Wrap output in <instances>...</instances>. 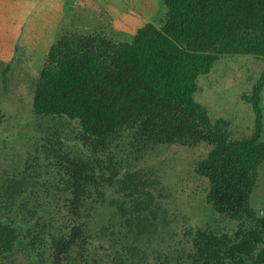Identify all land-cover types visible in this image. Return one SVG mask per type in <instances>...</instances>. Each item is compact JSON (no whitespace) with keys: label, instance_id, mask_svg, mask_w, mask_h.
I'll use <instances>...</instances> for the list:
<instances>
[{"label":"trees","instance_id":"obj_1","mask_svg":"<svg viewBox=\"0 0 264 264\" xmlns=\"http://www.w3.org/2000/svg\"><path fill=\"white\" fill-rule=\"evenodd\" d=\"M160 4L158 21H146L124 41L97 33L108 21L105 13L73 6L58 24L55 42L38 71L31 112L75 120L88 142L102 143L126 129L141 145L205 146L204 155L194 162L195 173L205 180L203 201L235 227L231 233L185 229L188 252L171 262L149 264H264V201L258 207L251 203L257 170L264 162L258 104L264 84V0H160ZM225 54H251L262 62L249 94H242L253 117L251 132L241 137H232L227 122L211 119L193 98L197 75L208 72ZM65 160L69 180L63 191L68 193L58 198L64 197V214L55 228L49 221L50 206L41 201L39 207H26L25 199L14 204L10 197L15 185L5 187L9 192L8 205L2 206L7 214L0 213V264L16 253L29 259L46 255L47 264H100L99 252L123 264L115 253L132 250L129 243L116 247L113 224L95 228L92 216L99 209L85 202L87 184L101 198L114 174L104 176L100 159L94 164L80 158ZM124 176L127 182L121 181V188L131 189L133 196L131 208L122 207L127 211L123 228L134 223L139 235L146 207L134 194L142 190L135 185L133 172ZM42 212L49 216L47 222L39 215ZM107 233L104 245L99 238Z\"/></svg>","mask_w":264,"mask_h":264},{"label":"rangeland","instance_id":"obj_2","mask_svg":"<svg viewBox=\"0 0 264 264\" xmlns=\"http://www.w3.org/2000/svg\"><path fill=\"white\" fill-rule=\"evenodd\" d=\"M85 1L95 5V12L105 13L108 19L107 23L97 28L98 34L110 35L116 40L128 37L127 29L119 28L126 24L121 7L131 8L129 11L135 12L133 15L136 18L138 11L134 7L138 8L136 5L141 0ZM142 1L157 6L154 0ZM116 6L121 7L118 9ZM11 8L12 5L8 8L10 13L13 12ZM117 9L119 13L114 15ZM109 13L112 15L109 16ZM160 17L157 15L154 18L158 21ZM116 18L119 20L116 21ZM59 28L57 25L56 32ZM40 37L48 36L44 34ZM54 42L55 37L50 44ZM48 47L39 55L28 48L0 49V213L7 214L2 207L8 205L5 196L9 190L5 187L15 185L10 197L12 203L17 204L25 199L26 207H39V202H45L52 210L51 217L43 212L39 215L45 222L49 217L54 227L61 221V213L64 214V197L61 201L58 198L68 193L63 191L69 180L68 162L65 159L80 158L88 164L100 159L104 176L112 172L114 180L105 185L101 198L96 197L93 188L87 184L85 188L89 191L85 202L99 209L92 216L95 228L111 223L114 225L112 230L115 233L112 236L116 247L121 243L131 244L132 250L120 249V254L115 253L121 255L119 259L123 264L157 263L160 259L171 262L184 255L190 249L183 235L188 228L231 233L235 223L214 212L203 201L205 180L194 171V162L204 155L205 146L186 147L168 143L141 145L126 129H119L102 143L88 142L81 137L75 120L63 116L34 115L31 112L32 89L39 69L45 64ZM261 68L260 58L251 54H225L213 61L208 72L196 77L197 86L202 81L207 82L204 97L200 96L201 100L197 101L205 106L210 118L217 116L228 120L227 129L232 137L251 132L253 114L242 94H249ZM198 96L199 92L196 98ZM258 104L264 125V84L259 92ZM239 116L246 121L241 122ZM129 172L134 173V183L142 190L134 196L146 207L141 211L144 220L139 235L134 233L137 230L134 223L123 228L127 211L122 207L131 208L133 193L131 189H122L121 181L127 182L124 174ZM10 180L13 183L7 185ZM252 193L251 203L254 207L260 206L264 201V162L257 170ZM121 208L124 212L120 211ZM124 231L125 236L122 234ZM107 237L108 233L99 238L102 244H108ZM98 255L100 264H116V260L111 262L104 252ZM4 261L7 264L48 262L46 255L42 259H29L22 253H16Z\"/></svg>","mask_w":264,"mask_h":264},{"label":"crops","instance_id":"obj_3","mask_svg":"<svg viewBox=\"0 0 264 264\" xmlns=\"http://www.w3.org/2000/svg\"><path fill=\"white\" fill-rule=\"evenodd\" d=\"M76 1L77 0H0V49L4 48L13 50L15 48H28L33 50V54L35 51H37L38 55L40 51L43 54L45 49L55 37L57 25L67 16H69L68 13L73 8V6L77 9L79 8L80 11L87 10L86 7H88L91 11H95L96 9L95 5H92L89 2H83V0H79L78 2ZM154 1L157 3V6L156 4L152 5L144 3L141 0V2L136 5L138 8L134 7L138 11L136 18L133 15L135 12L132 10L131 12L129 11L131 8L126 9L125 7L116 6L118 9H120V7L123 9V20L126 21V24H122L119 28L127 29L129 32L128 37L122 39L121 41L129 40L135 29L146 21H157L154 17L157 15L160 16V11L162 8L160 0ZM11 5V9L13 10L12 13H10V9H8L11 7ZM118 9L116 10L117 13L114 15L119 13ZM108 15L110 16L112 14L109 13ZM117 20L119 19L116 18V21ZM7 34L11 35L8 36ZM44 34H46L48 37H40ZM10 54L11 52L7 55L8 59L10 58ZM204 85H207V82L205 83V81H202L200 82L199 86L196 84V89L194 91L195 94L193 93L195 96L193 98L196 101L201 100L200 96L204 97L206 92V86ZM209 86L211 87V84ZM197 92H199L198 98H196ZM200 104L202 105V103ZM211 119H221L228 122L227 119L217 116ZM239 120L241 122L246 121V119L240 116ZM259 139L264 141V125L262 124V116Z\"/></svg>","mask_w":264,"mask_h":264}]
</instances>
